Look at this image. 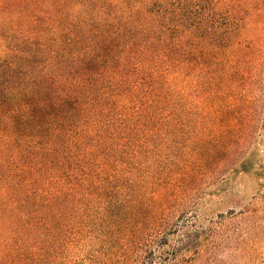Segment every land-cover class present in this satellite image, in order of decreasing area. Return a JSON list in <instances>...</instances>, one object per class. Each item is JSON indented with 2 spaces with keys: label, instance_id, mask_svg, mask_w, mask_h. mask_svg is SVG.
Wrapping results in <instances>:
<instances>
[{
  "label": "trees",
  "instance_id": "16d2710c",
  "mask_svg": "<svg viewBox=\"0 0 264 264\" xmlns=\"http://www.w3.org/2000/svg\"><path fill=\"white\" fill-rule=\"evenodd\" d=\"M258 20L264 0H0V264H253L264 214L196 191Z\"/></svg>",
  "mask_w": 264,
  "mask_h": 264
},
{
  "label": "rangeland",
  "instance_id": "374dc122",
  "mask_svg": "<svg viewBox=\"0 0 264 264\" xmlns=\"http://www.w3.org/2000/svg\"><path fill=\"white\" fill-rule=\"evenodd\" d=\"M252 36L254 59L249 67L254 77L247 91L242 85L234 90L238 112L224 118L232 128L222 129L226 143L214 156H207V171L198 182L197 194L202 195L206 187L213 192L206 199L207 214L226 213L233 207L237 213L247 206L264 214V20L253 23ZM256 241L260 254L250 261L264 264V224Z\"/></svg>",
  "mask_w": 264,
  "mask_h": 264
}]
</instances>
